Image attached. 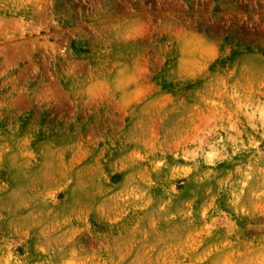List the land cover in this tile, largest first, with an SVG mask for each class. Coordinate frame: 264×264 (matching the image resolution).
I'll list each match as a JSON object with an SVG mask.
<instances>
[{
  "label": "rangeland",
  "instance_id": "rangeland-1",
  "mask_svg": "<svg viewBox=\"0 0 264 264\" xmlns=\"http://www.w3.org/2000/svg\"><path fill=\"white\" fill-rule=\"evenodd\" d=\"M0 264H264V0H0Z\"/></svg>",
  "mask_w": 264,
  "mask_h": 264
}]
</instances>
